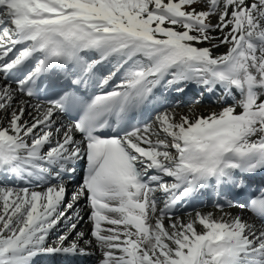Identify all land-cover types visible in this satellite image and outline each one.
<instances>
[{"label": "snow or ice", "instance_id": "6c2138e0", "mask_svg": "<svg viewBox=\"0 0 264 264\" xmlns=\"http://www.w3.org/2000/svg\"><path fill=\"white\" fill-rule=\"evenodd\" d=\"M195 5L0 0V264H264V0Z\"/></svg>", "mask_w": 264, "mask_h": 264}, {"label": "bare ground", "instance_id": "6f19581e", "mask_svg": "<svg viewBox=\"0 0 264 264\" xmlns=\"http://www.w3.org/2000/svg\"><path fill=\"white\" fill-rule=\"evenodd\" d=\"M165 2H167V0H165ZM209 2V0H196V5L197 4H199L200 6H201V8L203 9L204 8V6L207 4ZM214 18L212 19L213 20V22H215V16H213ZM226 50V46H224V45H221L220 46V48H219V51L222 53V52H224ZM189 98H190V95H189ZM218 106L217 105H211V108L212 109H216ZM195 109H196V111H197V113L198 114H203V115H207L208 114V112H207V110H203L202 108H201V106L200 107H194ZM177 111H179V112H187V108H179V109H177ZM237 111H239V109H237ZM157 131H159V130H157ZM13 199H14V197H13ZM3 202L2 201H0V204H2ZM85 211H86V209H85ZM199 211H201V212H212V214L215 216V217H217V218H219L222 214L225 216V218L227 219V218H230L229 216H228V213L231 211L232 213H234V214H238L239 213V210L238 209H231V210H228V211H223V213H221V211L219 212V211H216L214 208H206V209H201V210H199ZM245 215H247L246 213H244ZM181 219L182 220H185V219H188V216H183V217H181ZM83 221H81V223H82ZM80 223V224H81ZM164 223H165V225H167L168 224V220L166 219V220H164ZM78 225V229H79V227L81 226V225ZM202 228V226H200L199 224H198V222H197V230L199 231L200 229ZM60 231H62V226H61V229L60 230H58V232H60ZM88 251L89 252H91V253H94V255H91L92 256V258L95 260V263L94 264H97V259H98V257L100 256V251H99V249H96V248H90V249H88Z\"/></svg>", "mask_w": 264, "mask_h": 264}, {"label": "rangeland", "instance_id": "374dc122", "mask_svg": "<svg viewBox=\"0 0 264 264\" xmlns=\"http://www.w3.org/2000/svg\"><path fill=\"white\" fill-rule=\"evenodd\" d=\"M195 6L197 7L198 10H201V9H202L201 6H200L199 4H197V5H195ZM203 10H206V7H205V6H204ZM210 18L213 19L214 17L212 16V17H210ZM163 137H164V136H163ZM53 241H54V240H53ZM53 241L49 240L48 243L53 242Z\"/></svg>", "mask_w": 264, "mask_h": 264}]
</instances>
